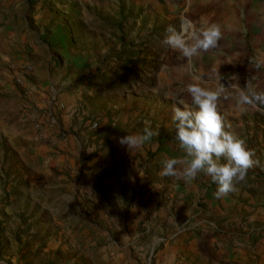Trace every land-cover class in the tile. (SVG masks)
<instances>
[{
    "label": "rangeland",
    "instance_id": "obj_1",
    "mask_svg": "<svg viewBox=\"0 0 264 264\" xmlns=\"http://www.w3.org/2000/svg\"><path fill=\"white\" fill-rule=\"evenodd\" d=\"M12 24L32 33L35 54L0 80V264H157V252L181 243L182 229L206 213L208 186L228 176L264 207V112L247 87L241 99L233 92L212 103L191 95L196 80L184 67L169 71L167 54L189 49L179 47L178 15L118 0H0V28ZM65 48L94 61L81 71L59 55ZM239 103L244 115L235 118ZM227 105L234 110L224 119ZM162 154L209 168L178 214L162 209L172 192ZM256 215L253 230L264 232Z\"/></svg>",
    "mask_w": 264,
    "mask_h": 264
},
{
    "label": "crops",
    "instance_id": "obj_2",
    "mask_svg": "<svg viewBox=\"0 0 264 264\" xmlns=\"http://www.w3.org/2000/svg\"><path fill=\"white\" fill-rule=\"evenodd\" d=\"M118 2L131 8L142 7L145 12L152 9L179 16L183 32L178 38L179 47H184L187 42L189 49L181 50L179 54H167L171 65L169 71L178 74L184 67V73L188 72L195 78V84H191L193 86L189 89L191 95L209 96L210 102L218 103L234 93L240 95L241 99L242 91H246L243 87H247L246 89L251 90L249 93L256 95V98L264 96V0H179L177 3L168 0H118ZM173 26L172 23L171 27L174 29ZM1 29L5 46L17 42L10 49L12 51L5 46L0 47V80L3 85L8 79H5V72L9 68L17 69L22 59L33 58L35 46L30 42L29 35L32 33L20 28L19 25L2 26ZM159 33L164 40L173 34L164 31ZM59 55L65 62H79L81 66L78 69L81 71L87 62L94 61L87 60L81 52L73 56L66 48ZM8 88V85L4 86L5 90ZM77 91L75 89L74 92L73 90L70 92L74 95ZM64 95L58 98V102L67 106L71 98ZM259 101L257 99V102ZM252 103L254 109L264 112L257 103ZM221 110L223 118L228 119L232 116L230 112L234 108L227 105ZM235 111V118L242 117L245 111L244 104H236ZM123 138L125 145L134 141L132 136L126 133ZM159 163L163 166L161 174L170 179L168 187L172 189L171 198L164 203L162 209L178 214L183 203L190 197L193 186L208 178L209 168L204 163H193L191 156L182 157L176 154H162ZM178 179L183 182L174 185V180ZM256 180L258 182L255 186L260 184L259 179ZM238 182L240 181L237 177L234 179L228 176L226 180L223 179V184L218 182L217 189L213 190L208 186L204 196L206 213L200 216L201 219L188 223L182 229L187 235L180 237L181 243L177 246H165L158 251L156 263L264 264V232L253 230V225L259 219L256 214L257 212L264 214V207L259 206L257 198L246 193V187L238 185ZM253 185L252 187H255ZM202 193L204 192H201V195ZM245 197L246 205H243L239 201ZM228 207L235 208L233 213L227 212ZM240 210L244 211L243 214H248L245 222L238 219ZM135 219L138 220L137 217ZM171 222L172 219H169L168 223ZM185 223L187 220H184L183 224ZM202 223H207L206 230H198ZM244 223L249 225L248 229ZM196 232L199 234L194 235ZM257 236L261 237L251 245Z\"/></svg>",
    "mask_w": 264,
    "mask_h": 264
},
{
    "label": "trees",
    "instance_id": "obj_3",
    "mask_svg": "<svg viewBox=\"0 0 264 264\" xmlns=\"http://www.w3.org/2000/svg\"><path fill=\"white\" fill-rule=\"evenodd\" d=\"M257 99H259L260 101L257 102ZM251 100L254 102V103H257V106L259 108H261L262 110H264V96H261L260 98H256V95H251Z\"/></svg>",
    "mask_w": 264,
    "mask_h": 264
},
{
    "label": "built area",
    "instance_id": "obj_4",
    "mask_svg": "<svg viewBox=\"0 0 264 264\" xmlns=\"http://www.w3.org/2000/svg\"><path fill=\"white\" fill-rule=\"evenodd\" d=\"M168 1L173 2V3H177L179 0H168ZM96 126H97L96 122L91 121L90 127L94 129Z\"/></svg>",
    "mask_w": 264,
    "mask_h": 264
}]
</instances>
